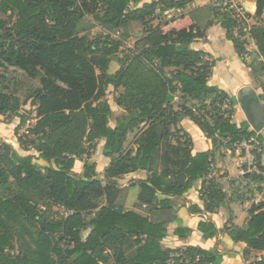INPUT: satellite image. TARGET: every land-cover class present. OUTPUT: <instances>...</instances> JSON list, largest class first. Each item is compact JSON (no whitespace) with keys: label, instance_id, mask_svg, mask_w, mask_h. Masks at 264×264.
<instances>
[{"label":"trees","instance_id":"16d2710c","mask_svg":"<svg viewBox=\"0 0 264 264\" xmlns=\"http://www.w3.org/2000/svg\"><path fill=\"white\" fill-rule=\"evenodd\" d=\"M193 1L0 0V64L41 82L31 97L36 121L17 135L23 149L39 155H22L0 142V264L222 263L216 250L165 248L161 241L168 225L179 219L173 198L208 176L216 151L225 149L234 157L233 144L260 129L252 113L264 114V95L241 99L254 129L233 122L238 100L211 83L215 61L191 47L206 34V25L187 10ZM256 2L251 37L261 60L252 69L264 75V0ZM174 8L182 11L153 23L158 13ZM86 19L100 29L94 37L78 32ZM222 24L243 53L229 13L224 12ZM140 33L131 51L118 56L123 40ZM114 58L120 68L113 72ZM4 79L0 70V86ZM5 88H0V115L18 116V132L27 116L21 113V98ZM111 90H120L114 101L125 112L114 119L106 99ZM227 99L230 106L223 109ZM181 114L206 133L209 151L193 152L192 141L177 127ZM130 134L135 147L126 149ZM100 139H105L102 155L111 159L104 178L88 161ZM84 156V172L78 173L77 160ZM260 168L264 171L261 161ZM138 170L148 176L124 187L113 180ZM134 185L141 191L134 209H126ZM221 190L215 178L207 179L202 197L213 200ZM54 207L65 215L51 216ZM249 215L245 226L226 225L222 232L245 243V255L264 254V200L254 203ZM198 229L206 238L218 233L205 220ZM191 232L179 227L174 234ZM249 264H264V257Z\"/></svg>","mask_w":264,"mask_h":264},{"label":"crops","instance_id":"0c3cea01","mask_svg":"<svg viewBox=\"0 0 264 264\" xmlns=\"http://www.w3.org/2000/svg\"><path fill=\"white\" fill-rule=\"evenodd\" d=\"M243 2L251 12L253 25H255L258 21L256 17V0H243ZM187 10L192 12L200 23L206 25L205 36L196 39L191 44V47L204 51L207 54L206 59L215 61L210 76L211 83L219 86L230 97L238 100V104L233 108V122L238 125H247L251 130L254 129L253 119L248 114L241 99L253 94L256 96L264 95V75L256 74L252 69V66L261 60L257 45L252 39L249 41V45H245L243 53L240 54L236 50L234 42L229 38L228 29L222 24L224 12L220 7H217L215 0H194ZM233 33L236 35V29H234ZM225 61H229V64L227 65ZM245 88H251L254 92L239 97ZM175 100L178 101L179 98L176 97ZM239 112H242V115H239ZM20 121H14V130H16ZM31 125H27L24 131ZM177 127L181 129V134H185L192 141L194 153L210 150V139L190 116L181 114ZM257 131L263 141L260 161L264 166V124ZM4 140V142H9L22 155H39L34 150H25L22 146L18 149L14 146L15 143L13 142L18 141L16 136L15 140ZM98 142V150L101 149L102 152L105 139H100ZM88 161L97 164V171L104 178L105 170L110 165L111 159L104 157L102 153L100 155L98 153V162L93 158ZM82 164H84V161ZM101 166L102 169H100ZM147 176L148 172L146 170H138L120 175L113 178V180L124 187L128 186L131 180H139ZM256 177L257 179L255 180L252 177H238L235 157L225 149L216 151L212 169L208 176L196 180L183 196L173 198L179 219L168 225L169 232L161 241V245L165 248L182 249L193 245L201 246L208 250H216L223 255L221 264H249L261 260L264 257L263 253L251 250L245 255L246 244L243 242L237 243L227 233L222 232L226 225L245 226L250 218V207L254 203L264 200V188L261 187L264 186V176ZM210 178H215L220 183L222 190L217 198L205 201L202 197V187L206 180ZM254 185H257V187L254 188ZM140 191V186H130L126 209H134V204L138 200ZM213 201L215 202L213 203ZM207 203H212L213 208H207ZM202 220L212 222L216 226L218 230L216 236L212 238L204 236V233L198 229V224ZM179 227L192 229V232L185 237L178 236V238L174 232Z\"/></svg>","mask_w":264,"mask_h":264},{"label":"rangeland","instance_id":"374dc122","mask_svg":"<svg viewBox=\"0 0 264 264\" xmlns=\"http://www.w3.org/2000/svg\"><path fill=\"white\" fill-rule=\"evenodd\" d=\"M216 3V2H215ZM217 7L218 4H216ZM228 13V12H227ZM166 16L161 13H158L156 15V17L154 18V24L157 23L160 19H165ZM99 28L98 26L95 24V22H93L91 19H86L84 20L79 28H78V32L80 35L83 34H87L91 37H94L96 35V33L99 32ZM115 35H119V32H117ZM142 34H137L135 36H131L127 39L123 40V46L120 50V52L118 53V56H123L126 53H129L132 49V47L134 46L135 41L141 36ZM120 68V64L119 62L116 61V58H114L113 62H112V71H116ZM0 70L2 71V73L5 76L4 80H1V86L0 88L4 89V87H6L5 89H7V92L9 93H15L17 94L22 101V106H21V113L25 114L27 116V123L26 125L21 128V130H19L18 132H16V130L13 129V125H14V121H20V118L18 116L14 115H0V142L5 141L4 139H7L8 141L11 140H15V136L17 137V134L19 135V133H23L24 129L27 125H31L35 122V115L36 113H34V107L31 105V101H33V95L35 90L41 86V82L39 78H31L28 76V74L26 72H24L23 70L17 68V67H12V66H3L2 64H0ZM120 91V90H119ZM119 91H109L108 95L106 96V99L108 100V102L110 103L112 110H113V119L116 118V116H118L119 114L121 115V113L124 112V110L122 108H120L119 106L116 105L115 101H114V97L117 93H119ZM28 102L26 103L25 101ZM175 103H177L178 101L174 100ZM239 115H242V112H239ZM13 122V124H11ZM134 137L135 134H130L127 138V141L125 142V148L126 149H130V148H134ZM13 142V141H12ZM9 143V142H8ZM15 143L14 146H16L18 149L21 148V146L19 145L18 141L17 142H13ZM98 141L95 144L94 149H92V156L91 158L96 159L98 162V153L100 155L101 149L98 150ZM85 160V156L83 158H80L77 162V165L75 166V171L78 173H82L84 172V164H82V162ZM43 163V162H42ZM45 165V163H43ZM100 165H104V164H100ZM100 169H102V166L100 167ZM97 170H98V166H97ZM101 176V175H100ZM102 177V176H101ZM257 187V185H254V188ZM264 188V186H261ZM129 196V193H128ZM127 196V199H128ZM127 202V200H126ZM126 206V203H125ZM53 212H51V216L55 215V212H57L59 214V216L61 215H65V211L64 209L60 208V207H54ZM88 231L83 230L82 231V235L83 237H86ZM178 237V235H176ZM180 237V236H179ZM178 237V238H179ZM174 249H178V248H174Z\"/></svg>","mask_w":264,"mask_h":264},{"label":"built area","instance_id":"2783aa9c","mask_svg":"<svg viewBox=\"0 0 264 264\" xmlns=\"http://www.w3.org/2000/svg\"><path fill=\"white\" fill-rule=\"evenodd\" d=\"M223 12H228L231 18L236 23V37L240 39L244 45H249L252 40L251 28L253 20L251 12L245 6L243 0H215ZM181 8H174L165 11L164 15L167 18H172L176 13H180ZM228 65L229 61H225ZM229 100L223 104V109L228 108ZM210 107H207L209 109ZM142 125H145L143 123ZM235 152V167L237 176L240 178L264 176V171L260 168L259 154L262 152L263 141L258 131L253 134L250 139L236 142L233 144Z\"/></svg>","mask_w":264,"mask_h":264},{"label":"water","instance_id":"95a60500","mask_svg":"<svg viewBox=\"0 0 264 264\" xmlns=\"http://www.w3.org/2000/svg\"><path fill=\"white\" fill-rule=\"evenodd\" d=\"M254 92V90L253 89H251V88H245V89H243L242 90V94H240L239 95V97H242L243 95H245V94H248V93H253ZM256 113V112H255ZM259 122V124H264V114L262 115V117H261V119L258 121Z\"/></svg>","mask_w":264,"mask_h":264},{"label":"flooded vegetation","instance_id":"af4514ba","mask_svg":"<svg viewBox=\"0 0 264 264\" xmlns=\"http://www.w3.org/2000/svg\"><path fill=\"white\" fill-rule=\"evenodd\" d=\"M262 115H263V114H257V113H255V112L252 113V117L257 118L258 121L261 119Z\"/></svg>","mask_w":264,"mask_h":264}]
</instances>
